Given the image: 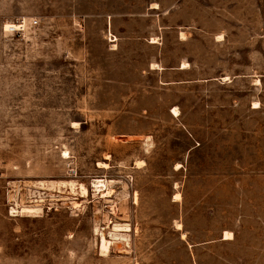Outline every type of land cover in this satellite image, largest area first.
I'll return each mask as SVG.
<instances>
[{
  "label": "rangeland",
  "instance_id": "374dc122",
  "mask_svg": "<svg viewBox=\"0 0 264 264\" xmlns=\"http://www.w3.org/2000/svg\"><path fill=\"white\" fill-rule=\"evenodd\" d=\"M0 264H264V0H0Z\"/></svg>",
  "mask_w": 264,
  "mask_h": 264
},
{
  "label": "bare ground",
  "instance_id": "6f19581e",
  "mask_svg": "<svg viewBox=\"0 0 264 264\" xmlns=\"http://www.w3.org/2000/svg\"><path fill=\"white\" fill-rule=\"evenodd\" d=\"M187 66H188V63L183 62L181 68H186ZM176 112H177V110L175 108H173V113L175 114ZM97 165L101 166V167H107V164L105 162H98ZM107 182H108V180L104 179V178H96L93 180L94 189L96 192L99 193L100 196L107 197V196H110L112 194V189H111V187H108ZM69 186H70L71 191H73L75 193V191L77 190L79 195L82 197H86L89 194V189L83 182L76 183V181L72 179L69 181ZM173 199L174 200L180 199V194L179 193L174 194ZM119 226H121V225L115 224L116 230H127V228H120ZM179 227H180V223H178V228ZM229 235H230V233L225 232L223 238L228 239V238H230ZM182 236H184V233H182ZM111 243H112L111 240L107 239L105 237L104 233L102 232L101 236H100V243H99L100 251L102 254H106L109 252Z\"/></svg>",
  "mask_w": 264,
  "mask_h": 264
},
{
  "label": "built area",
  "instance_id": "2783aa9c",
  "mask_svg": "<svg viewBox=\"0 0 264 264\" xmlns=\"http://www.w3.org/2000/svg\"><path fill=\"white\" fill-rule=\"evenodd\" d=\"M31 23H36V19L30 20ZM24 26V21H20L17 24H8V26H6L7 31L10 32H16L22 29V27Z\"/></svg>",
  "mask_w": 264,
  "mask_h": 264
},
{
  "label": "crops",
  "instance_id": "0c3cea01",
  "mask_svg": "<svg viewBox=\"0 0 264 264\" xmlns=\"http://www.w3.org/2000/svg\"><path fill=\"white\" fill-rule=\"evenodd\" d=\"M224 239V238H223Z\"/></svg>",
  "mask_w": 264,
  "mask_h": 264
}]
</instances>
